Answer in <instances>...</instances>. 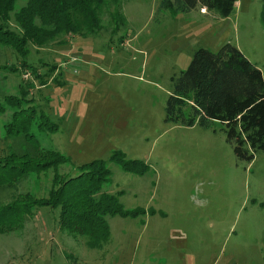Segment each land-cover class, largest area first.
<instances>
[{
	"label": "rangeland",
	"instance_id": "374dc122",
	"mask_svg": "<svg viewBox=\"0 0 264 264\" xmlns=\"http://www.w3.org/2000/svg\"><path fill=\"white\" fill-rule=\"evenodd\" d=\"M159 1L122 0L125 24L115 33L29 46L33 68L0 47V91L14 96L12 105L0 104V157L12 113L29 109L39 145L69 159L58 177L106 161L111 183L104 190L123 209L145 211L108 217V242L89 249L86 238L59 230L58 207L37 208L22 231L0 234V264H264V152L238 162L218 123L201 129L164 120L171 78L197 49L215 53L231 44L264 76L261 0H238L218 21L200 9L160 11ZM43 115L56 132L40 126ZM115 151L148 172L124 173L108 162ZM53 176H31L18 193L46 198Z\"/></svg>",
	"mask_w": 264,
	"mask_h": 264
},
{
	"label": "trees",
	"instance_id": "16d2710c",
	"mask_svg": "<svg viewBox=\"0 0 264 264\" xmlns=\"http://www.w3.org/2000/svg\"><path fill=\"white\" fill-rule=\"evenodd\" d=\"M19 2H23L22 6L14 11ZM237 2L160 0L158 10L186 15L200 9L218 20L231 16ZM105 19L107 22L103 23ZM124 21L122 0H0V47L24 60L23 68H33L26 60L29 46L44 48L60 36L66 43L72 37L97 36L110 28L115 33ZM260 21L264 31V0ZM171 83L165 122L201 129L218 123L238 162L250 163L264 152V76L236 47L225 44L215 53L197 49L186 70L172 77ZM13 100V95L0 91V104L12 105ZM19 109L4 127L7 150L0 157V234L22 231L37 208L58 207L59 230L73 238L84 237L89 249H99L110 237L108 217L145 214L141 209H123L116 196L104 190L111 183L106 161L94 160L77 167L74 177H58L55 172L69 159L41 147L31 130L35 112ZM43 120L41 127L56 132V123L47 115H43ZM108 162L139 177L149 170L145 163L128 160L116 151L110 154ZM49 171L54 176L46 198L18 193L21 184L31 176Z\"/></svg>",
	"mask_w": 264,
	"mask_h": 264
},
{
	"label": "crops",
	"instance_id": "0c3cea01",
	"mask_svg": "<svg viewBox=\"0 0 264 264\" xmlns=\"http://www.w3.org/2000/svg\"><path fill=\"white\" fill-rule=\"evenodd\" d=\"M202 11H203V10H202ZM204 13H205V12H204ZM204 13L201 12L200 14L203 15V16L205 17V14H204ZM214 21H215V20H214ZM216 21H218V20H216Z\"/></svg>",
	"mask_w": 264,
	"mask_h": 264
}]
</instances>
